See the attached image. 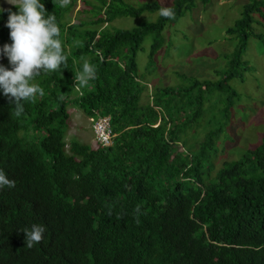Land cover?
<instances>
[{"label":"trees","instance_id":"1","mask_svg":"<svg viewBox=\"0 0 264 264\" xmlns=\"http://www.w3.org/2000/svg\"><path fill=\"white\" fill-rule=\"evenodd\" d=\"M78 1L60 7L42 0L56 16L67 68L35 77L44 94L23 102L19 116L0 95V169L15 183L0 188V264H264V137L240 157L215 163L228 138L236 140L229 124L239 94L230 81L251 67L244 53L250 38L263 36L254 23L264 0L245 2L227 28L234 47L219 78L157 86L146 101L138 63L144 38L154 36L153 58L168 25L198 0H174L167 5L173 19L132 29L111 23L165 5L84 0L89 7L79 13L96 14L73 20ZM3 9L0 46L10 43L7 10H17ZM83 59L96 76L81 88L74 74ZM70 105L88 117L111 116L112 143H68ZM32 224L45 231L29 248L22 229Z\"/></svg>","mask_w":264,"mask_h":264},{"label":"rangeland","instance_id":"2","mask_svg":"<svg viewBox=\"0 0 264 264\" xmlns=\"http://www.w3.org/2000/svg\"><path fill=\"white\" fill-rule=\"evenodd\" d=\"M88 1L97 3L95 0ZM125 1L136 6L153 1H159L167 6L174 2V0ZM247 1L210 0L205 4L198 0L196 8L187 11L177 23L168 25L163 33L167 41L163 43V39H159V43L163 44L153 58L150 56L154 36L152 34L146 36L138 53L139 73L148 83L143 100L146 101L147 95L150 96L154 87L187 85L186 77L214 80L219 78L217 70L225 68L227 63L225 54L231 53L234 47L233 41H229L227 37L226 30L241 16L243 5ZM13 5L8 0H0V8ZM85 7L89 6L84 5V0H79L69 18L72 17L74 20L79 16L86 19L96 14L91 11L79 13ZM158 17V11L153 13L146 11L139 17L121 16L111 23V27L132 29L142 23L157 20ZM255 18L259 21L254 23V28L263 36L259 39L252 37L249 40L244 58L249 60L251 67L245 72L244 79L234 77L230 81L239 94L229 124L236 140L228 138L231 142L227 149H220L215 161L216 169L221 167L225 160L238 158L247 149L256 147L264 137V16L255 13ZM0 63L5 64L6 61L0 57ZM69 111L71 119L66 135L67 142L70 143L76 138L93 147L96 146L97 140L89 117L71 105Z\"/></svg>","mask_w":264,"mask_h":264},{"label":"clouds","instance_id":"3","mask_svg":"<svg viewBox=\"0 0 264 264\" xmlns=\"http://www.w3.org/2000/svg\"><path fill=\"white\" fill-rule=\"evenodd\" d=\"M8 2L14 4L17 10H7L5 27L9 29L10 43L5 42L0 46V56L7 58L9 67L0 63V95L8 99L15 114L19 116L24 111L23 102L32 101L37 95L44 94L43 89L33 82L34 78L42 73L59 70L62 66L67 68V57L59 39L60 28L56 16L46 12L42 0H8ZM69 2L70 0H57L60 7H66ZM4 11L5 9L0 8V13ZM158 14L167 19H173L175 15L174 9L167 6L160 7ZM95 76V66L87 59H83L79 70L74 74V81L83 88L89 81L95 79ZM102 117H109L111 123L109 115L89 117L97 141L99 140L93 125L95 120ZM5 186L13 188L15 183L0 169V188ZM133 214L136 222L139 223V216L142 214L139 205L134 209ZM22 231L25 245L31 248L41 241L45 228L43 225L32 224L30 228L25 227Z\"/></svg>","mask_w":264,"mask_h":264},{"label":"built area","instance_id":"4","mask_svg":"<svg viewBox=\"0 0 264 264\" xmlns=\"http://www.w3.org/2000/svg\"><path fill=\"white\" fill-rule=\"evenodd\" d=\"M93 127L100 142L106 145L112 143L114 134L109 117H102L99 120H95Z\"/></svg>","mask_w":264,"mask_h":264}]
</instances>
